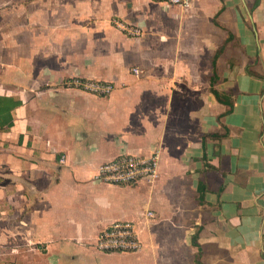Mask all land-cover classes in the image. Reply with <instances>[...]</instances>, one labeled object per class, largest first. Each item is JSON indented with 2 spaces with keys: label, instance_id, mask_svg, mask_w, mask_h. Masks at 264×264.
Returning <instances> with one entry per match:
<instances>
[{
  "label": "crops",
  "instance_id": "obj_1",
  "mask_svg": "<svg viewBox=\"0 0 264 264\" xmlns=\"http://www.w3.org/2000/svg\"><path fill=\"white\" fill-rule=\"evenodd\" d=\"M0 107V264H264V0H0ZM156 149L153 183L94 181ZM123 221L141 250L99 251Z\"/></svg>",
  "mask_w": 264,
  "mask_h": 264
},
{
  "label": "built area",
  "instance_id": "obj_2",
  "mask_svg": "<svg viewBox=\"0 0 264 264\" xmlns=\"http://www.w3.org/2000/svg\"><path fill=\"white\" fill-rule=\"evenodd\" d=\"M168 6H175L187 10L192 6L193 0H154ZM114 26L131 37H139L142 31L137 26L129 25L114 19ZM138 75L139 70L133 69ZM65 86L77 89L92 95L107 97L111 95L115 86L110 82L87 80L73 77L66 81ZM160 150L156 149L147 157L136 155H122L101 164L94 176V181L114 185H135L139 183H153L159 176ZM61 163L65 160L62 158ZM148 218H154L152 211L147 213ZM96 248L105 253H131L142 248L138 230L133 222H117L103 230L97 239Z\"/></svg>",
  "mask_w": 264,
  "mask_h": 264
},
{
  "label": "trees",
  "instance_id": "obj_3",
  "mask_svg": "<svg viewBox=\"0 0 264 264\" xmlns=\"http://www.w3.org/2000/svg\"><path fill=\"white\" fill-rule=\"evenodd\" d=\"M232 38V35H230L229 37V40L228 42L231 40ZM224 47L220 48V50L218 51V55L221 53V51H223ZM217 81V75H216V59L214 58V61H213V76H212V79H211V83H212V88H211V92L212 94L215 96V98L217 99L218 102L226 105L228 107L227 111H226V114L230 113L233 109V103L231 102V97L230 95L228 94H225V93H220L219 91H217L213 86L214 84L216 83ZM13 106H16V105H13ZM5 110L4 107H0V112ZM11 116L7 119V120H3L1 121L0 123V128H3L4 126H10L11 125ZM206 138H211V139H217L218 137L216 135H209L207 137H204L203 138V141H205ZM198 191L200 192V201L203 200V194H204V191H205V187L204 185L200 184L199 187H198ZM195 243V241H194ZM196 264H202L199 260V258L196 260Z\"/></svg>",
  "mask_w": 264,
  "mask_h": 264
},
{
  "label": "rangeland",
  "instance_id": "obj_4",
  "mask_svg": "<svg viewBox=\"0 0 264 264\" xmlns=\"http://www.w3.org/2000/svg\"><path fill=\"white\" fill-rule=\"evenodd\" d=\"M233 53V51H231Z\"/></svg>",
  "mask_w": 264,
  "mask_h": 264
}]
</instances>
